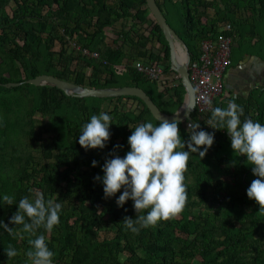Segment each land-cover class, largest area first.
<instances>
[{
    "label": "trees",
    "instance_id": "trees-1",
    "mask_svg": "<svg viewBox=\"0 0 264 264\" xmlns=\"http://www.w3.org/2000/svg\"><path fill=\"white\" fill-rule=\"evenodd\" d=\"M155 2L187 47L190 62L198 58L201 42L224 34L231 38L230 61L233 45L256 47V53L243 52L235 63L232 60L227 70L245 56L257 59L264 70V0ZM168 7L180 13L179 29L169 22ZM118 22L117 37L109 42L105 32ZM225 25L230 26L227 32ZM155 45L158 50L152 49ZM168 58L167 41L145 0H0V194L14 196V205L0 207V220L14 233L0 228V264H30L29 241L40 234L46 236L56 264H264V209L246 195L256 178L252 165L246 156L233 152L226 130L205 123L210 112L199 116L194 111L191 122L179 125L185 140L190 123L215 132V142L202 160L190 154L184 210L137 235L122 224L124 217L137 215L133 201L118 207L115 201L123 188L115 197L105 198L102 183L94 178L103 176L102 166L110 154L124 157L130 150L131 129L159 121L136 97L80 98L56 87L25 83L45 74L88 88L139 87L171 115L185 98L181 80L162 89L134 66L138 60L163 61L165 74L176 75ZM9 83L20 84L6 86ZM225 90L224 83L213 106L226 108L235 101L244 108L242 120L251 117L264 124V85L246 99L226 96ZM113 100L117 103L107 109L105 103ZM122 100H131L129 110H122ZM101 111L113 117L110 140L103 149L85 150L78 142L82 126ZM37 194L60 203L62 211L51 232L41 227L33 235L23 232L22 225L9 224V219L22 197L35 199ZM105 224L114 229L110 238L100 236ZM10 245L18 255L8 259L5 251Z\"/></svg>",
    "mask_w": 264,
    "mask_h": 264
},
{
    "label": "clouds",
    "instance_id": "clouds-1",
    "mask_svg": "<svg viewBox=\"0 0 264 264\" xmlns=\"http://www.w3.org/2000/svg\"><path fill=\"white\" fill-rule=\"evenodd\" d=\"M165 73L166 70L165 83L155 82L162 85V89L175 87L178 74L172 71L176 75L167 76ZM169 77L172 78L171 85ZM207 103L210 118L205 123L212 129L226 130L233 152L238 156H246L256 177L246 189V195L256 201L261 206L260 209H264V124L251 117L242 120L244 108L235 101L229 102L226 108L213 106L211 100ZM112 124L113 117L107 112L91 115L90 120L82 126L79 144L85 150L105 148L110 140ZM179 125V120L167 119L158 124H139L134 130L131 129L132 133L128 137L130 150L124 157L110 154L112 158L107 159L102 166L103 176L94 178L102 183L105 198L115 197L123 188L115 201L118 207L123 208L128 200L133 201L137 214L135 219L126 216L122 221L124 228L133 234L138 235L141 229L154 227L159 221L169 220L184 210L188 198L185 172L190 154L196 153L202 160L215 142V132L202 130L199 123L188 125L191 132H188V139L185 140L181 136ZM96 165L97 162L93 161L92 166ZM4 205H14V196L0 194V207ZM16 205L18 211L10 217L9 224L22 225L23 232L35 235L36 230L41 227L46 232H51L60 223L61 204L54 203L51 199L46 201L43 194H37L35 199L24 196ZM142 210H147L146 214H139ZM0 228L14 235L13 228L3 220H0ZM29 243L32 250L26 252V256L30 264H53L54 252L48 247L44 234L36 236ZM5 253L8 259L18 255L17 249L11 245Z\"/></svg>",
    "mask_w": 264,
    "mask_h": 264
},
{
    "label": "water",
    "instance_id": "water-1",
    "mask_svg": "<svg viewBox=\"0 0 264 264\" xmlns=\"http://www.w3.org/2000/svg\"><path fill=\"white\" fill-rule=\"evenodd\" d=\"M146 7L148 8L151 16L156 21L157 25L160 27L169 47L170 58L168 61L170 63V69L178 74L181 83L185 90V98L178 109L177 112L171 115L164 114L157 105L153 102L151 97H149L145 91L139 87L134 86H124V87H113V88H88L75 85L74 83L60 80L52 75H38L32 79L26 80L25 83L32 84L34 86H52L60 89L68 96L76 97H97V98H115L120 96H130L140 99L146 108L149 110L151 115L157 121L167 119L179 120L191 122V114L194 112V89L189 80L188 72V58L189 53L184 42L176 35V33L171 29L167 23L165 17L161 13L155 0H145ZM177 47H181L185 51V58L183 62L176 60L177 58ZM260 72H264L260 71ZM259 72V73H260ZM20 83H9L6 86H17ZM191 108V110H188ZM178 114V115H177ZM53 264H56L53 262Z\"/></svg>",
    "mask_w": 264,
    "mask_h": 264
},
{
    "label": "built area",
    "instance_id": "built-area-1",
    "mask_svg": "<svg viewBox=\"0 0 264 264\" xmlns=\"http://www.w3.org/2000/svg\"><path fill=\"white\" fill-rule=\"evenodd\" d=\"M230 26L225 25L224 31H229ZM83 54H89L83 50ZM91 56L97 57L92 53ZM231 38L219 34L216 39L206 40L200 44L198 58L189 62V79L194 89L195 111L199 116L210 112L208 100L213 101L218 97L224 87L223 75L230 66ZM139 73L150 80L165 83V64L162 62L145 63L137 61L134 64ZM171 77L168 78L171 85Z\"/></svg>",
    "mask_w": 264,
    "mask_h": 264
},
{
    "label": "crops",
    "instance_id": "crops-1",
    "mask_svg": "<svg viewBox=\"0 0 264 264\" xmlns=\"http://www.w3.org/2000/svg\"><path fill=\"white\" fill-rule=\"evenodd\" d=\"M128 23L131 25L132 20H129ZM119 28L120 23L118 22L114 28L106 30L107 39L112 35L114 36L113 39L116 38ZM251 58L252 57L245 56L240 62L226 71L224 75L226 96L231 95L235 97L238 95L246 99L252 93L253 89L257 86L264 85V72H260L263 70L259 69L260 66L257 63V59L253 61Z\"/></svg>",
    "mask_w": 264,
    "mask_h": 264
},
{
    "label": "rangeland",
    "instance_id": "rangeland-1",
    "mask_svg": "<svg viewBox=\"0 0 264 264\" xmlns=\"http://www.w3.org/2000/svg\"><path fill=\"white\" fill-rule=\"evenodd\" d=\"M167 9H168V16L167 17H168L169 22L172 24V26H173L174 29H179V22L177 21L178 20L177 17L180 16L179 11L174 12V11L171 10L170 7H168ZM113 37H114L113 35L112 36H109V38H108L109 39V42L113 40ZM179 48H181V47H179ZM152 49L158 50L159 49L158 48V45H155ZM240 50H241V53H239V56H238V52ZM255 50H256V47L253 46V45H251L250 43H242L241 46H240V48H238L236 45H233L232 46V59H231V61L233 60L234 63H235V59L241 57L243 52H250V53L253 52V53H256ZM263 51H264V39H263V43H262V53H263ZM183 52H185V51L183 50ZM261 55L264 57V54H261ZM116 103L117 102L115 100H113V101H110V102L105 103V105H107L106 106L107 109H110ZM128 103H131V100H128V101L122 100V101L119 102L120 105H122V106L125 105L122 110H126V109L129 110V105H127ZM101 230H102V231H100V236L101 237H108V238H110L114 234V229L111 227L110 224H105L104 227ZM195 263H196V261H195Z\"/></svg>",
    "mask_w": 264,
    "mask_h": 264
},
{
    "label": "bare ground",
    "instance_id": "bare-ground-1",
    "mask_svg": "<svg viewBox=\"0 0 264 264\" xmlns=\"http://www.w3.org/2000/svg\"><path fill=\"white\" fill-rule=\"evenodd\" d=\"M184 58H185V54H184L183 50L178 47L177 48V58H176V60L179 61V62H183Z\"/></svg>",
    "mask_w": 264,
    "mask_h": 264
}]
</instances>
